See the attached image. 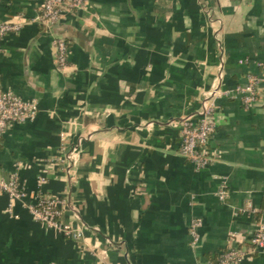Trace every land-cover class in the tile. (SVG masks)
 Instances as JSON below:
<instances>
[{"label":"crops","instance_id":"obj_1","mask_svg":"<svg viewBox=\"0 0 264 264\" xmlns=\"http://www.w3.org/2000/svg\"><path fill=\"white\" fill-rule=\"evenodd\" d=\"M42 1L0 0V22H26L0 37L1 88L38 105L2 138L0 179L17 173L23 197L0 192V264H193L214 260L230 232L251 236L264 222V83L248 109L217 100L203 169L178 155L170 123L260 72L264 0H86L49 28L30 22ZM56 37L70 47L64 71ZM41 192L75 207L61 219L80 241L30 215Z\"/></svg>","mask_w":264,"mask_h":264},{"label":"built area","instance_id":"obj_2","mask_svg":"<svg viewBox=\"0 0 264 264\" xmlns=\"http://www.w3.org/2000/svg\"><path fill=\"white\" fill-rule=\"evenodd\" d=\"M86 5V0H43L30 22L49 28L74 16ZM25 23L19 17L16 22H0V37L19 32ZM52 45L55 49L56 67L58 70L64 71L69 63L70 47L64 39L58 37L53 39ZM259 68L258 74L247 75L245 85H237L231 90H222L218 86L213 87L203 96L200 107L195 113L184 117L180 122L170 123L179 132L178 155L190 162L196 170L203 169L215 161V154L211 150L209 142L216 129L214 114L217 100L219 98L236 99L242 103L244 108H250L257 100L259 85L264 83V64H259ZM37 113V103L23 100L11 92L4 91L0 81V147L7 129L33 120ZM89 138L90 136H80L74 141H70L66 159H74L83 141ZM0 192L7 194L11 199L23 197V189L17 173H12L5 181L0 179ZM226 195L225 185L221 184L217 198L219 201H224ZM64 208L76 212L75 207L66 203L65 200L41 192L36 196L34 203L28 207V211L44 227L53 229L73 241H80L83 236L82 231L72 228L61 219ZM8 212L12 213L11 205H9ZM198 226L199 223H192L190 226L193 245L198 242L196 233ZM228 239L230 245L221 251L214 260L196 261L193 264H240L244 258L255 253L264 254V222L258 223L251 236L246 237L236 232H230Z\"/></svg>","mask_w":264,"mask_h":264}]
</instances>
